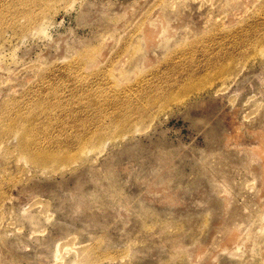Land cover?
I'll list each match as a JSON object with an SVG mask.
<instances>
[{"label":"rangeland","instance_id":"obj_1","mask_svg":"<svg viewBox=\"0 0 264 264\" xmlns=\"http://www.w3.org/2000/svg\"><path fill=\"white\" fill-rule=\"evenodd\" d=\"M243 1L0 0V264H264V0ZM35 102L37 163L8 134Z\"/></svg>","mask_w":264,"mask_h":264},{"label":"bare ground","instance_id":"obj_2","mask_svg":"<svg viewBox=\"0 0 264 264\" xmlns=\"http://www.w3.org/2000/svg\"><path fill=\"white\" fill-rule=\"evenodd\" d=\"M245 1V0H244ZM243 1V2H244ZM239 2H241V1H239ZM243 2L241 3V4H243ZM164 3H166L165 1L163 2V3H161V4H164ZM166 6V5H165ZM222 6V5H221ZM223 7V6H222ZM221 7V8H222ZM242 7V6H241ZM220 8V9H221ZM217 9V8H216ZM230 18H232L231 16H229ZM163 21V20H162ZM164 22V21H163ZM181 22H183V18L182 17H178L175 21H173V22H166V24L163 26V25H153V26H150V25H148L147 23H146V25L144 24V27H142L141 29H142V31L144 32V36L145 37H148L149 39H152V38H150V37H156L157 38V36H159V34H160V32H164V33H166L167 35H172V34H174V31H172L171 33H170V30H171V25H175V24H178V27H179V23H181ZM171 24V25H170ZM152 25V24H151ZM178 27H176V28H178ZM175 28V29H176ZM181 28V27H180ZM170 29V30H169ZM177 30H179V29H177ZM176 30V31H177ZM175 31V32H176ZM163 37H164V35H163ZM148 38H146V40H148ZM155 38V40H157ZM156 43V42H155ZM162 43V42H161ZM89 57H92V55H88ZM220 70V69H219ZM226 68H223L222 70H220L219 72V74H218V76H216L218 79H221V78H223L224 76H226L227 74H226ZM207 82V79H204L203 80V83H206ZM95 103V105L94 106H97L98 104L100 105V103L98 102V101H94ZM37 107V102H35V103H33V105H32V110L28 113V114H24V115H21V117H20V121H19V124H18V126L16 127V128H13V129H10V131L8 132V134H16V132H15V130L17 129V130H19L25 137L26 136H28V137H30V140H29V142H26V143H23V142H21V143H19L18 145H17V148L18 149H20V152H21V155H22V157H25V159H26V156L32 161V162H35V163H37V162H39V159L38 158H36V157H34V156H31V154L30 155H28V153H31L30 152V150H29V144H30V142L33 140V142H32V144H34V143H36V141H37V139H39V135H33V126L32 127H28L25 123H26V120H28L29 118H32L33 117V114H31L32 112H33V110L35 109ZM135 119H140V120H144V117H143V115L142 114H137V113H132V114H128L125 118H123L121 121H119L116 125H114V128H115V131L118 133L117 135H112L110 138H114V139H117V138H119V139H122V138H124V136L132 129V128H134V126H135V124H133L132 125V123H134V120ZM104 137H107V135L106 134H102V135H94L93 137H92V139L91 140H85L84 141V145L85 146H83V148H82V150H84L87 146H86V144L85 143H93V142H96V143H98V144H100L101 142H104L105 140L103 139ZM2 138H4V137H2ZM97 144V145H98ZM93 145H95V143L93 144ZM48 155L49 154H47V155H45L43 158H42V160H44L45 158H47L48 157ZM160 160V159H159ZM159 160H152V161H150V163H148V165H147V171H150V174L148 175V177H146V182H149V181H152V182H154L155 180H157L156 178H157V175L159 176V175H161V173L162 172H165V171H162V168L164 169V167H166V169H168V166H165L164 165V163H162L161 161H159ZM165 161V160H164ZM54 162H60L61 164H64V165H70V164H72L73 162H72V159L71 158H69V157H67V158H65V159H62V160H57V161H54ZM166 162V161H165ZM164 165V166H163ZM169 165V164H168ZM165 170V169H164ZM169 170V169H168ZM160 171H161V173H160ZM169 172V171H168ZM167 172V170H166V172L165 173H168ZM160 173V174H159ZM164 173V174H165ZM163 175V174H162ZM168 175V174H167ZM169 175H171V174H169ZM164 176H161L160 178L162 179ZM168 177V176H167ZM166 177V175H165V178H167ZM170 177V176H169ZM164 180V179H163ZM214 182V181H213ZM216 182V181H215ZM248 184V183H247ZM220 185H222V184H220ZM223 189H224V187H223ZM202 196V195H201ZM204 196V195H203ZM203 199V198H202ZM262 213V212H261ZM263 214V213H262ZM261 214V215H262ZM258 217V216H257ZM260 218H263L264 219V215H263V217L261 216V217H258V219H260ZM260 220V221H264V220ZM260 221H258V223H262V226L264 227V225H263V223L264 222H260ZM251 223H252V221H251ZM250 223V224H251ZM255 223V222H254ZM257 223V222H256ZM249 224V223H248ZM247 224V225H248ZM262 226L260 225V227L262 228ZM257 227V226H256ZM242 228V227H241ZM246 228V227H245ZM255 228V227H254ZM253 228V229H254ZM258 228V227H257ZM261 228H259V231H260V229ZM256 229V228H255ZM235 230H236V226H235ZM246 230H248L247 228H246ZM237 231V230H236ZM245 231V230H244ZM243 231V232H244ZM255 231V230H254ZM256 231H257V229H256ZM247 232V231H246ZM262 232H263V228H262ZM262 232H261V234H262ZM221 234H224V233H221ZM228 234V233H227ZM246 234V233H245ZM258 234H259V232H258ZM258 234H256V235H258ZM263 235V234H262ZM224 237V236H223ZM242 237V236H241ZM226 238V237H225ZM255 238H257V237H255ZM244 239V238H243ZM247 239V238H246ZM222 240V239H221ZM256 240V239H255ZM177 241V240H176ZM201 241V240H200ZM217 241V240H216ZM235 241V240H234ZM233 241V242H234ZM257 241V240H256ZM256 241H254V243L256 242ZM198 242V241H197ZM225 242H226V240H225ZM232 242V241H231ZM247 242V241H246ZM221 243V242H220ZM245 243V242H244ZM176 244V246L177 247H179V251H181V250H185V249H187V247H186V245L184 246L181 242H176L175 243ZM200 244H202V243H200ZM218 244H219V242H218ZM217 244V245H218ZM193 245H194V243H193ZM198 245V244H197ZM222 246H223V243L221 244ZM220 244L218 245V246H220L219 248H220V250H223V249H225V248H223L222 246H221ZM226 245V244H225ZM259 245V244H258ZM200 246V245H199ZM198 246V247H199ZM253 247H254V245H252ZM264 246V245H263ZM202 247V246H201ZM211 247H213V246H211ZM217 247V246H216ZM261 247V246H260ZM230 248V247H229ZM244 248V247H243ZM242 248V249H243ZM263 248V247H262ZM199 249V248H198ZM252 249V248H251ZM259 249L260 248H258V251H259ZM189 250V249H188ZM217 250H218V247H217ZM186 251V250H185ZM191 251H192V249H191ZM197 251V250H196ZM201 251H203V247L201 248V250L199 251V252H201ZM219 251V250H218ZM217 251V252H218ZM227 251V249H225V251L223 252V253H225ZM228 251H230V250H228ZM227 251V252H228ZM263 253H264V251L263 250H261ZM204 252V251H203ZM57 253V252H56ZM56 253H55V256H56ZM188 253V252H187ZM236 253V252H235ZM250 253V252H249ZM259 253H261L260 251H259ZM62 254V253H61ZM82 254H83V256L84 255H88L89 256V252H87L86 250L85 251H82ZM198 252H196V255L199 257V256H201V254H202V252H201V254H199ZM229 254H230V252H229ZM232 254H234V252L232 253ZM238 254V253H237ZM252 254V253H251ZM203 256H210V255H214V251L213 250H210V248L208 249V250H206L203 254H202ZM228 255V254H227ZM235 255V254H234ZM253 255H255V254H252V256ZM262 256H264L263 254H261ZM188 256V255H187ZM190 256V255H189ZM195 256V255H194ZM197 256H195V257H197ZM244 256V255H243ZM242 256V257H243ZM260 256V255H259ZM124 257H126V258H130V254H128L127 252L125 253V255L123 256V257H121L122 259L124 258ZM229 258L230 257H232V256H228ZM258 257V256H257ZM259 258V257H258ZM189 259H191V256L189 257ZM252 259V258H251ZM260 259H261V257H260ZM264 258H262V260H263ZM193 260H194V258H193ZM195 260H196V258H195ZM194 260V261H195ZM248 260V259H247ZM74 261H75V259H74ZM246 261V260H245ZM73 262V261H72ZM262 262H264V260L262 261ZM261 262V263H262ZM246 263H247V261H246ZM263 264V263H262Z\"/></svg>","mask_w":264,"mask_h":264}]
</instances>
